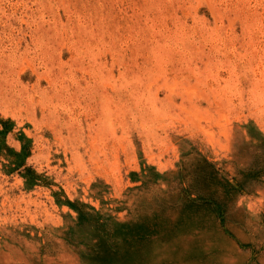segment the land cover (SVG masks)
Listing matches in <instances>:
<instances>
[{"label":"rangeland","instance_id":"rangeland-1","mask_svg":"<svg viewBox=\"0 0 264 264\" xmlns=\"http://www.w3.org/2000/svg\"><path fill=\"white\" fill-rule=\"evenodd\" d=\"M0 264H264V0H0Z\"/></svg>","mask_w":264,"mask_h":264}]
</instances>
